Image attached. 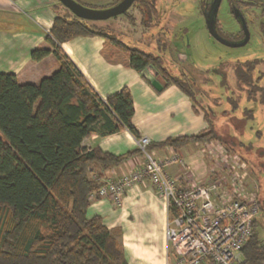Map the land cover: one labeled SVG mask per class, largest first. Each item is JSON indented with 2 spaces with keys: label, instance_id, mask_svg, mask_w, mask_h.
Segmentation results:
<instances>
[{
  "label": "trees",
  "instance_id": "16d2710c",
  "mask_svg": "<svg viewBox=\"0 0 264 264\" xmlns=\"http://www.w3.org/2000/svg\"><path fill=\"white\" fill-rule=\"evenodd\" d=\"M55 2L56 16L47 37L53 49H34L31 56L39 61L53 53L59 62L57 70L36 84L22 83L16 74L0 70V264H129L121 228H109L101 215L89 216L88 208L91 193L101 185L92 175L93 166L116 168L140 150L116 155L98 147L90 149L83 142L93 133L107 135L125 128L141 137L133 124V97L125 87L102 98L55 41L100 36L128 54V65L145 78L146 71L155 69L153 79L161 82V90L176 85L192 99L195 110L202 106L207 129L151 142L150 152L154 147L178 150L216 140L236 153L229 143L234 140H226L213 127L209 109L189 82L166 66L162 53L169 54L166 41L158 38L159 54L131 47ZM143 3L148 19L142 20L149 23L157 10L153 2ZM260 62L264 59L234 65L240 86H247L250 97L259 91L264 94V87L256 83L261 78L255 74ZM222 83H226L224 73ZM256 225L257 217L243 247L242 264L264 262V242L257 236Z\"/></svg>",
  "mask_w": 264,
  "mask_h": 264
},
{
  "label": "crops",
  "instance_id": "0c3cea01",
  "mask_svg": "<svg viewBox=\"0 0 264 264\" xmlns=\"http://www.w3.org/2000/svg\"><path fill=\"white\" fill-rule=\"evenodd\" d=\"M55 7V0H0L2 72L16 74L22 83L36 84L57 70L59 62L53 53L39 61L31 56L34 49H53L47 37L56 16ZM55 42L102 98L106 99L125 87L130 89L135 108L133 124L137 132L149 137L152 143L169 137L197 134L208 128L204 111L199 106L195 110L192 99L185 92L176 85L164 90L156 89L150 83L157 74L155 69L146 71L145 78L143 73L128 65V54L115 49L104 38L79 36L62 43ZM83 143L90 149L98 147L116 155L138 148L137 138L126 128L107 135L93 133ZM215 143H190L178 150L154 147L152 152L158 157L176 152L183 159L184 164L169 168L170 175L181 176L186 167L191 179L205 181L212 179L213 170L222 171L226 166V159L216 151ZM132 158L143 160L139 152L110 170L94 165L92 175L104 180L110 176L111 170L123 173ZM88 214L101 215L109 228H121L129 264H167L166 226L169 214L164 199L149 180L127 188L121 207L106 197L92 200Z\"/></svg>",
  "mask_w": 264,
  "mask_h": 264
},
{
  "label": "rangeland",
  "instance_id": "374dc122",
  "mask_svg": "<svg viewBox=\"0 0 264 264\" xmlns=\"http://www.w3.org/2000/svg\"><path fill=\"white\" fill-rule=\"evenodd\" d=\"M115 1L81 2L101 9L111 6ZM202 2L203 0H156L160 16L154 24L144 22L142 13L136 6H132L127 14L105 20H91V23L119 37L129 46L143 51L159 54L158 38L166 41L169 54L167 51L162 52L166 66L170 65L189 82L198 99L209 109L213 127L226 140H234L229 141L230 146L246 162L247 190L257 191L260 202L256 233L264 242V94L259 91L250 97L247 86L241 87L234 73L236 63L248 59H264V35L260 30L264 22V11L245 9L251 39L245 46L231 47L210 35ZM228 7V2L224 0L218 14L224 28L233 32L235 28H239V24L229 13ZM223 73L226 74L225 84L222 83ZM255 74L261 75L256 83L264 87V62L258 64ZM199 108L203 110L200 105ZM212 141L217 143L216 140L206 142ZM113 173L111 170L109 174L113 176ZM97 198L101 197H94ZM122 203L115 206L121 207Z\"/></svg>",
  "mask_w": 264,
  "mask_h": 264
},
{
  "label": "built area",
  "instance_id": "2783aa9c",
  "mask_svg": "<svg viewBox=\"0 0 264 264\" xmlns=\"http://www.w3.org/2000/svg\"><path fill=\"white\" fill-rule=\"evenodd\" d=\"M150 143L147 136L137 138L143 160L132 158L123 173L114 171L104 180L94 175L101 185L90 199L106 197L120 205L127 188L149 180L169 214L167 264H242L243 247L260 212L257 191L247 190L246 162L220 142H209L224 155L226 166L223 173L213 170L210 180L194 181L185 166L181 176L170 175L169 168L184 164L183 159L176 152L158 157L148 150Z\"/></svg>",
  "mask_w": 264,
  "mask_h": 264
},
{
  "label": "flooded vegetation",
  "instance_id": "af4514ba",
  "mask_svg": "<svg viewBox=\"0 0 264 264\" xmlns=\"http://www.w3.org/2000/svg\"><path fill=\"white\" fill-rule=\"evenodd\" d=\"M78 1H83V0H78ZM121 0H116L115 2H113L112 4H110L111 6L112 5H115L117 4L118 2H120ZM144 0H135L132 4V6H136L139 8V11L142 13V16L147 18V13H145V5L143 3ZM219 1V7H218V12H217V15H216V24H215V30L217 31V33L227 39V40H230V41H233V42H240V41H243L246 37V32H245V29H244V26L242 24V21L239 19L238 15H237V12L239 10V12L243 15V17L245 18V21H246V24H247V30H248V33H249V37H248V40L247 42L245 43L248 44L250 39H251V31H250V27H249V22L248 20L246 19V14L245 12H247L245 9H250V10H262L264 11V0H225L228 2V9H229V13L238 21V24H239V28H235V31L231 32V31H228L227 28H224V26L222 25L221 23V20L219 18V9H220V6L221 4L223 3L224 0H218ZM146 3H152L155 5L156 7V10H157V16L155 17H152L153 19H151V21L149 22H152L153 24L158 21L159 19V16H160V13H159V9L157 7V4H156V0H145ZM83 3V2H81ZM217 3V0H203L202 2V8H203V11H204V15H205V21H206V26H207V29H208V25H207V19L210 15V12L213 10L215 4ZM84 4V3H83ZM131 6V7H132ZM130 7V8H131ZM129 8V9H130ZM129 9L123 13V14H127ZM121 15V14H120ZM118 16V15H117ZM117 16H114V17H117ZM148 19V18H147ZM261 32L263 33L264 35V22H262L261 24ZM209 31V29H208ZM210 33V32H209ZM155 36V34H153ZM157 35V33H156ZM210 35L217 41H219L216 37H214L211 33ZM264 40V39H263ZM220 42V41H219ZM222 43V42H221ZM224 44V43H223ZM226 45V44H225ZM243 45V46H245ZM228 46V45H227ZM240 47V46H239Z\"/></svg>",
  "mask_w": 264,
  "mask_h": 264
},
{
  "label": "water",
  "instance_id": "95a60500",
  "mask_svg": "<svg viewBox=\"0 0 264 264\" xmlns=\"http://www.w3.org/2000/svg\"><path fill=\"white\" fill-rule=\"evenodd\" d=\"M63 6L68 8L73 14H75L77 17L86 19V20H105L110 17H114L120 14L125 13L133 4L135 0H121L115 5L106 7V8H101V9H96L92 8L89 6H86L85 4L81 3L78 0H58ZM218 7H219V1L217 0V3L215 4L213 10L210 12V15L207 19V25L209 32L216 37L220 42L231 46V47H239L245 45V43L248 40L249 33L247 30V24L245 21V18L243 15L238 11L237 15L239 19L242 21V24L244 26L245 32H246V37L243 41L240 42H233L230 40H227L223 37H221L217 31L215 30V24H216V15L218 12ZM152 85L158 89L161 90L163 88V85L161 82L157 79L152 80Z\"/></svg>",
  "mask_w": 264,
  "mask_h": 264
}]
</instances>
